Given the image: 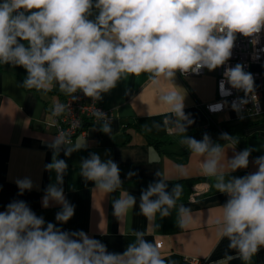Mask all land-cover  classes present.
Masks as SVG:
<instances>
[{"label":"clouds","instance_id":"9594fccd","mask_svg":"<svg viewBox=\"0 0 264 264\" xmlns=\"http://www.w3.org/2000/svg\"><path fill=\"white\" fill-rule=\"evenodd\" d=\"M238 36L249 39L255 48L264 36V0H0V64L22 67L26 76L23 89L45 93L59 91L76 101L82 93L93 102L117 87L129 76L148 74L158 88L157 103L163 106L162 123L145 125L151 132L164 130L180 137L179 143L197 159L200 171L214 181L217 192L227 197L220 205L222 216L216 220L218 236L227 238L228 249L223 259L214 264H229L239 259L252 264L253 257L264 248V155L252 163L255 172L233 176L247 169L255 149L236 151L235 136L221 133L213 140L208 133L197 140L187 134L195 121L185 112L186 94L176 78L187 79L224 67L219 82L222 96L231 90L243 92L231 102V108L243 119L245 107L258 108L255 80L245 66L228 62ZM163 83L171 85L165 90ZM228 102L216 104L217 111ZM69 105L56 103L51 111L53 124H58ZM99 130L110 135L111 118L96 109ZM150 116L151 113L149 112ZM96 125V126H97ZM222 141V142H221ZM69 135L61 131L52 138L51 162L45 170L55 172L42 197V206L60 205L57 223L46 222L23 200H13L0 211V264H173L162 257L159 246L145 239L146 233L131 230L134 240L122 253L109 252L100 240L83 230L67 231L66 224L75 214V205L64 194V175L68 164L59 159L61 150L71 156L78 147L71 145ZM233 156H227V150ZM119 165L111 158L102 160L97 153L82 158L79 174L93 190L105 195L122 188ZM135 175L128 173V178ZM157 179L141 190L139 214L153 222L176 212V226L187 227L191 209L177 201L183 186L168 181L160 171ZM18 195L31 191L30 178L15 181ZM137 206L136 197L127 191L112 200L113 216L123 221Z\"/></svg>","mask_w":264,"mask_h":264},{"label":"crops","instance_id":"0c3cea01","mask_svg":"<svg viewBox=\"0 0 264 264\" xmlns=\"http://www.w3.org/2000/svg\"><path fill=\"white\" fill-rule=\"evenodd\" d=\"M255 69L260 70L259 66ZM215 71L204 70L199 75H190L187 79L177 75L176 84L186 94L185 112L191 113L195 123L188 130L206 131L210 124L215 131L208 134L218 140L222 132L221 123H227V133L235 136L239 143L236 151L252 148L250 164L247 169L237 170L233 176L242 177L257 169L252 161L264 155V113L247 115L240 119L233 110L209 115L203 108L216 98ZM24 77L12 66L0 64V211L13 200H23L46 222L57 223L55 214L61 206L54 202L48 208L42 206V197L50 183H55V172L45 170L51 162L52 150L48 147L56 135L48 125L51 120V106L66 95L54 88L50 92H37L23 89L19 85ZM259 83L255 80V86ZM161 88L167 90L171 85L162 82ZM158 88L148 79V74L129 76L118 82L117 87L103 94L100 103L113 113L110 135L104 134L99 127L89 126L85 135H78L70 146L78 147L71 156H65L61 150L59 159L68 164L64 175V194L75 205V214L66 224H57L63 230H83L90 237L100 240L109 252L122 253L134 240L131 230L146 233L145 239L159 246L163 258L173 264H188L189 257L204 258L207 264L223 259L225 253L234 255L228 249V239L218 236L216 220L222 216L223 205L227 197L217 192L214 181L200 171L199 162L191 157L189 150L179 140H167L156 147L146 140L145 134L158 137L171 136L164 130L151 132L145 125L153 122L162 123L165 111L157 103ZM264 107V97L262 98ZM151 113L149 116L148 113ZM203 134L192 136L197 140ZM222 142V141H221ZM90 153H97L102 160L113 159L120 168L122 188L105 195L93 190L92 182H85L79 174L82 158ZM227 156H233V150H227ZM160 171L167 181L199 178L191 185V191L185 199L177 201L191 209V220L187 227L176 226V212L161 219L157 215L153 222L139 214V198L142 189L155 181V173ZM135 175L128 178V173ZM30 178L33 182L31 191L18 195L15 183L17 179ZM127 191L137 200L135 209L130 210L123 221L113 216L112 200ZM229 264H243L239 259ZM252 264H264V248L253 257Z\"/></svg>","mask_w":264,"mask_h":264},{"label":"built area","instance_id":"2783aa9c","mask_svg":"<svg viewBox=\"0 0 264 264\" xmlns=\"http://www.w3.org/2000/svg\"><path fill=\"white\" fill-rule=\"evenodd\" d=\"M236 63H241L245 66V70L252 73L254 80L258 81L259 85L256 88V95L258 97V108H254L252 103H249L244 112L247 115H260L264 113V107L262 105V98L264 97V36H262L261 41L255 48L250 44L249 39L242 36H238V39L235 42V46L232 51V57L229 60L228 64L234 66ZM255 66H259L260 70L255 69ZM206 70V69H205ZM224 67L217 69L216 75V98L208 103L203 105L204 110L209 115H214L217 113H223L228 110H232L231 102L238 97H243V92H238L236 90H231V95L222 96L220 93L219 82L221 81L222 73ZM203 72V71H202ZM79 97L76 101H71L70 97L65 96L56 103H63L69 105L68 110L58 117L55 118L58 120V124H53L54 118L51 115V111L54 103L50 108L51 120L48 122V125L54 129L55 134L59 132H66L71 142L78 135H85L86 129L89 126H96L97 120L93 113L96 109H99L105 112L110 118L113 119V113L111 109L102 105L100 101L93 102L90 98L83 96L82 93L75 94ZM224 101H227V106L222 107L220 110L213 111L210 106L216 104H223ZM96 127H99L98 125ZM188 264H207V261L204 258L198 257H189L187 259Z\"/></svg>","mask_w":264,"mask_h":264},{"label":"trees","instance_id":"16d2710c","mask_svg":"<svg viewBox=\"0 0 264 264\" xmlns=\"http://www.w3.org/2000/svg\"><path fill=\"white\" fill-rule=\"evenodd\" d=\"M14 68L25 78L26 71L22 67H14ZM214 128H215L214 125L210 124L209 128L206 131L198 132L195 130H188L187 134L192 137V136H195L197 134H204V133H209V132L215 131ZM219 130H221L224 133H227V131H228L227 123H221L219 125ZM145 136H146L147 142L151 143L152 145H155L156 147H160L162 144L166 143L167 140L171 141V140H179L180 139V137L177 135L158 137V136H154V135L145 134ZM198 179L199 178H189V179H181V180H177V181H168V186H169L168 190L170 191L174 184H181L183 186V194L179 200L185 199L188 196L189 192L191 191V185Z\"/></svg>","mask_w":264,"mask_h":264}]
</instances>
